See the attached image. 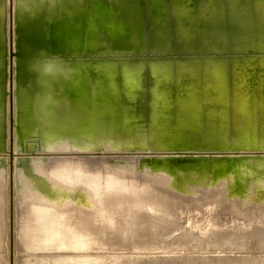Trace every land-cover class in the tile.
<instances>
[{
	"label": "bare ground",
	"instance_id": "6f19581e",
	"mask_svg": "<svg viewBox=\"0 0 264 264\" xmlns=\"http://www.w3.org/2000/svg\"><path fill=\"white\" fill-rule=\"evenodd\" d=\"M121 1L0 0V264L10 177L13 264H264V0H172L179 47L167 0L130 46L30 45Z\"/></svg>",
	"mask_w": 264,
	"mask_h": 264
},
{
	"label": "water",
	"instance_id": "95a60500",
	"mask_svg": "<svg viewBox=\"0 0 264 264\" xmlns=\"http://www.w3.org/2000/svg\"><path fill=\"white\" fill-rule=\"evenodd\" d=\"M156 1L159 0H122L123 4L121 6H115V13L112 11L105 13L101 4L90 3L86 7V13L80 14L77 10H71V12H68L67 18H59L57 16L58 24L53 30L50 26L52 21L45 19L43 33L39 36L36 35L37 37L35 36L36 38L32 42L30 41V45L32 47H36V45L42 46L43 43L46 45L53 44L54 41L59 40L65 47L70 48L77 45H81L82 47L84 44L86 45L89 35L100 31L101 38L103 37L106 41L111 42L112 45L113 43L118 44L120 42L121 45L126 43L130 46L132 41H136L137 38L139 40L144 34L147 37L150 36V30L156 27L154 18L160 12V9H157ZM196 3L198 4L199 2ZM167 4L168 6H164V8L166 10L169 8V11L166 12L165 16L167 15L170 18L176 30L178 22H176L174 11L172 10V0H167ZM20 25L26 24L15 23V27L19 28ZM202 26H198L197 28L199 34L205 33V29ZM95 27H98V29L96 30ZM20 37L22 36L19 34V39L21 40L22 38ZM90 38L96 42H100V39L96 36ZM21 42L23 41L21 40ZM30 45L28 44V47ZM31 46L30 48H32ZM23 51L27 53L25 46ZM18 56H21L19 52ZM17 64L20 67L19 60Z\"/></svg>",
	"mask_w": 264,
	"mask_h": 264
},
{
	"label": "rangeland",
	"instance_id": "374dc122",
	"mask_svg": "<svg viewBox=\"0 0 264 264\" xmlns=\"http://www.w3.org/2000/svg\"><path fill=\"white\" fill-rule=\"evenodd\" d=\"M155 3H156V6H157V9H161L160 2L156 1ZM207 5H208V3H205L204 7H203V9L206 11L205 15L207 14V7H208ZM173 9H174V12L177 11V6L174 3H173ZM209 14L210 13L208 12V15L204 19H202L200 23H204L202 28L205 29V35H208L210 37L211 30L213 29L212 26H213L214 22L210 19ZM176 22H177V20H176ZM171 34H172L171 38H172V42H173L174 47H179L181 45H184V44H182V42H185L184 41L183 31H181L178 28H176V30H175V28H174L172 30ZM201 42H203V41L201 40ZM136 44H137V42H136ZM196 44H198V43H196ZM193 46H197V45H193ZM12 47L13 46H12V40H11L10 48H9L10 51L13 50ZM245 51L249 52L250 50L247 49ZM7 152H8V166L11 169V170H9V168H8L9 172L12 171L14 160H16V159L24 160V158H29V157L30 158H34V157H40V155H42V151H40L38 149V147H28L27 150L20 149V151H15L14 152L13 145L11 143L9 144ZM117 155H122L123 156L124 154L120 153V154H117ZM113 156H116V155L113 154ZM11 178L12 177H10V180L8 178L7 202H6V223H7L6 227L7 228H6V237H5V240H4V244H5V247H6L5 248V258H6L7 264H13L14 256L16 254L17 255L20 254V251L18 250V248H16L17 247V240H16V237H15V234H14L13 194H12V181H11Z\"/></svg>",
	"mask_w": 264,
	"mask_h": 264
}]
</instances>
